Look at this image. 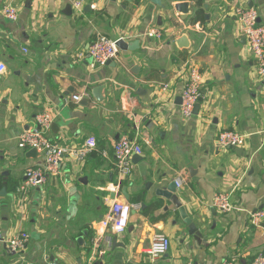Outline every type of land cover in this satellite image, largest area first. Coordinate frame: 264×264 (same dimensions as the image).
I'll return each mask as SVG.
<instances>
[{"label": "crops", "instance_id": "crops-1", "mask_svg": "<svg viewBox=\"0 0 264 264\" xmlns=\"http://www.w3.org/2000/svg\"><path fill=\"white\" fill-rule=\"evenodd\" d=\"M8 1L18 16L0 14V62L6 65L0 76V231H26L29 241L15 253L0 242V264H220L226 258L249 264L264 247V222H249L252 212L264 210V87L224 0H98L96 9L71 6L70 14L72 0H0V9ZM178 2L189 3L184 19L173 9ZM198 2L203 21L193 23ZM247 3L264 24V0ZM151 28L160 37H147ZM98 34L138 40L139 47L120 50L114 66L90 68L79 54ZM182 35L185 47L177 43ZM189 60L203 74L204 99L197 114L182 118L176 100ZM98 85H104L100 101L92 96ZM139 87L145 89L141 104L133 94ZM43 112L52 116L47 137L68 153L57 175L21 195L16 189L26 168L44 158L26 157L18 139ZM225 129L246 135L241 155L218 147ZM121 135L137 137L143 149L128 178L115 169L113 144ZM90 136L96 147L78 160ZM179 176L184 183L177 195L199 240L155 193ZM222 190L230 194L229 213L213 206ZM132 199L140 206L122 234L102 226L111 204ZM158 231L170 247L150 263L146 249Z\"/></svg>", "mask_w": 264, "mask_h": 264}, {"label": "built area", "instance_id": "built-area-1", "mask_svg": "<svg viewBox=\"0 0 264 264\" xmlns=\"http://www.w3.org/2000/svg\"><path fill=\"white\" fill-rule=\"evenodd\" d=\"M98 0H72L71 6L76 10H81L84 6L91 9L97 8ZM226 12L232 15L238 22L239 30L246 40L249 53L254 60V71L264 87V24L258 21V12L255 7L250 6L247 0H224ZM0 14L7 20H15L18 16V7L12 2H6L0 9ZM145 35L147 37H160V31L154 28L149 29ZM119 39H125V36L111 38L105 34H98L96 38L89 43L87 49L79 55L87 56L90 59L89 67L105 66L109 60L116 61L119 58L120 49L117 46ZM186 76L183 88L180 92L181 103L179 112L182 118H189L193 115L196 104L204 99L203 84L204 78L200 68L194 62L189 60L186 64ZM6 71L4 62H0V76ZM163 89H166L163 88ZM88 95L87 93H84ZM72 99L79 101L81 95L73 94ZM264 103V100H263ZM36 125L32 129H27L20 134L17 146L28 151L35 148L43 156V162L26 168L25 179L17 186L16 191L25 195L33 188L46 182L49 176H55L59 173L60 164L63 162L68 149L59 146L47 137L52 122V116L43 112L35 115ZM246 135L232 129H225L218 133L217 145L222 149L235 150L244 148ZM96 147V139L90 136L86 139L83 148L76 152L78 160H83L87 153ZM113 154L115 157V169L119 176L128 178L132 174L133 156L142 155L143 149L137 137L129 135L119 136L113 144ZM175 186L180 189L184 179L179 176L174 179ZM139 204L124 202H115L111 204L105 213L101 223L105 228H110L113 233L122 234L128 224L131 210L139 207ZM213 206L223 213H229L232 210L230 194L225 191H218L213 197ZM249 222L254 226H260L264 222V210H255L249 215ZM29 234L26 231H19L11 236H5L0 231V242H3L8 252H18L27 246ZM170 247L169 237L161 231L155 232L150 240L146 254L150 263H154L158 258L164 256ZM49 264H72L67 261H52ZM130 264V263H127ZM184 264H194L187 261ZM220 264H233V259H223ZM249 264H264V247L259 249Z\"/></svg>", "mask_w": 264, "mask_h": 264}, {"label": "water", "instance_id": "water-1", "mask_svg": "<svg viewBox=\"0 0 264 264\" xmlns=\"http://www.w3.org/2000/svg\"><path fill=\"white\" fill-rule=\"evenodd\" d=\"M154 3L156 4H160V0H152ZM67 10L66 13L70 14L71 12V4H68L67 6ZM89 9V6H86V10ZM173 9L175 12L177 13H181L183 14L182 17L183 19L185 18L184 15L188 14L189 12V3L188 2H178L173 4ZM259 21V18H258ZM139 41L138 40H134V41H126L125 39H119L117 41V46L119 47L120 50L126 51V50H135L137 49ZM177 43L179 44V46H187V39L185 35L180 36V38L178 39ZM112 64V66L115 65L114 61L109 60L108 62H106L107 64ZM104 88V85H98L96 87H94L92 89V96L97 100L100 101L102 100V96H101V91ZM143 91H145V89L143 88H137L133 94L136 97V102L137 104H141V100H140V96L143 95ZM87 101V96L84 95V97H82V103H86ZM176 102L178 104L181 103V98L178 97ZM199 110V104L195 105L194 108V112L193 114H197ZM53 127V125L51 126ZM235 152L237 154H242L243 153V149L242 148H236ZM25 156L26 157H31V158H37L38 156H40V154L37 152V150L35 148H32L28 151L25 152ZM140 156L139 155H135L133 156V162H137L139 160ZM25 179V176H24ZM23 179V180H24ZM5 189H2V192H4ZM122 191L126 194V198L128 199L129 196L127 195L126 192V188L123 187ZM179 191V189L175 186V182L171 181L170 183H168L165 187H157L155 190V193L157 196L163 197L167 200H169L171 202V204L178 210L181 218L183 219L184 224L188 227V234L192 235L196 240H199L202 237L201 232L199 231V229L197 228V226L192 222L191 218L188 217L187 212L185 210V207L183 206L180 198L177 195V192ZM115 241V239H113ZM120 246H122L121 243H119Z\"/></svg>", "mask_w": 264, "mask_h": 264}, {"label": "trees", "instance_id": "trees-1", "mask_svg": "<svg viewBox=\"0 0 264 264\" xmlns=\"http://www.w3.org/2000/svg\"><path fill=\"white\" fill-rule=\"evenodd\" d=\"M197 6H198V10L196 11V16L193 18V23H195V21H197L198 19L203 21V10L201 8L200 2L197 3ZM130 137H132V136H130ZM131 202L135 203V202H137V200L136 199H132Z\"/></svg>", "mask_w": 264, "mask_h": 264}, {"label": "rangeland", "instance_id": "rangeland-1", "mask_svg": "<svg viewBox=\"0 0 264 264\" xmlns=\"http://www.w3.org/2000/svg\"><path fill=\"white\" fill-rule=\"evenodd\" d=\"M89 60H90V59H89ZM39 186H40V185H39ZM37 187H38V186H37ZM33 189H34V188H33ZM33 189H32V190H33ZM32 190H30V191H32ZM27 194H29V193H27ZM9 195H10V193H9ZM28 241H29V240H28Z\"/></svg>", "mask_w": 264, "mask_h": 264}]
</instances>
